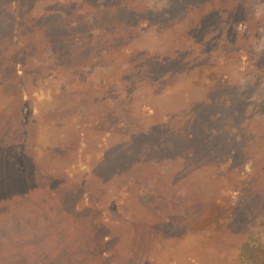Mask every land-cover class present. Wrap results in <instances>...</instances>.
I'll return each mask as SVG.
<instances>
[{"label":"rangeland","instance_id":"rangeland-1","mask_svg":"<svg viewBox=\"0 0 264 264\" xmlns=\"http://www.w3.org/2000/svg\"><path fill=\"white\" fill-rule=\"evenodd\" d=\"M253 246L264 0H0V264H246Z\"/></svg>","mask_w":264,"mask_h":264},{"label":"trees","instance_id":"trees-1","mask_svg":"<svg viewBox=\"0 0 264 264\" xmlns=\"http://www.w3.org/2000/svg\"><path fill=\"white\" fill-rule=\"evenodd\" d=\"M257 250L255 251V246H253V249L252 250H244V256L246 257V259H248V263H247V260H246V264H258L259 262V259H260V256L263 255V252H260L259 251V248L260 249H263L264 248H261L260 246H257Z\"/></svg>","mask_w":264,"mask_h":264}]
</instances>
